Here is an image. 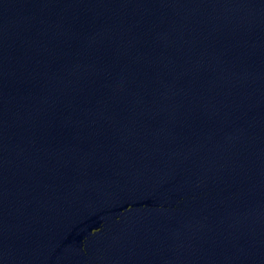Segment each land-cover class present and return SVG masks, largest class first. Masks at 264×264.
<instances>
[{
  "label": "water",
  "instance_id": "water-1",
  "mask_svg": "<svg viewBox=\"0 0 264 264\" xmlns=\"http://www.w3.org/2000/svg\"><path fill=\"white\" fill-rule=\"evenodd\" d=\"M0 264H264V0H0Z\"/></svg>",
  "mask_w": 264,
  "mask_h": 264
}]
</instances>
